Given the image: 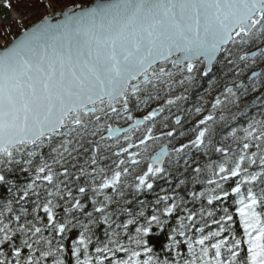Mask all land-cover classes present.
<instances>
[{"label":"snow or ice","instance_id":"6c2138e0","mask_svg":"<svg viewBox=\"0 0 264 264\" xmlns=\"http://www.w3.org/2000/svg\"><path fill=\"white\" fill-rule=\"evenodd\" d=\"M225 69L234 86L194 137L154 133ZM252 93L264 99V0H96L44 16L0 50V264H264V117L224 137L237 149L213 142L221 106Z\"/></svg>","mask_w":264,"mask_h":264},{"label":"flooded vegetation","instance_id":"af4514ba","mask_svg":"<svg viewBox=\"0 0 264 264\" xmlns=\"http://www.w3.org/2000/svg\"><path fill=\"white\" fill-rule=\"evenodd\" d=\"M258 70L259 69H257V71ZM250 74L251 73H247V75ZM247 75L241 78L242 82L245 84H248ZM233 78L234 72H229L227 69H225L223 72H217V75L210 78H200L198 86H194L187 93H185L187 99L177 101L176 104L167 106L165 111L159 114L157 117L154 133L156 135H160V133L170 131L174 128L177 132V136L181 131L185 133V136H178V139L174 140L173 143L178 145L180 142H187L189 138L194 137L195 133L192 131V129L198 124V121L202 119L203 116L208 115V113L212 111V104L215 102L216 97L220 96V98L223 100L224 97L221 96V93L224 92L225 87L234 86L231 83ZM177 79H179V77H177ZM183 91V88H177L175 92L172 93V95H178ZM257 95L259 94L252 93L244 97L240 109H237L231 104L227 105V107L221 106V108H223V114L227 117L226 121H219L218 118L221 115V109L218 108L216 110L215 115L217 116L218 123L214 125L215 135L213 136V142L216 144V146H230V151L232 149H237L239 145L234 143L231 137L226 140L224 137L228 136V134L233 129H242L247 127L248 123L253 117L257 120L264 117V99L255 100ZM161 100H163V98L157 101H152L150 103V108H156L163 105L165 101L160 102ZM253 100H255V103L252 102ZM245 105H247V107H245ZM198 107L202 109L199 114L196 112ZM150 108H146L144 111L146 112L150 110ZM238 111H242L243 114L237 115L235 119H232V114L237 113ZM134 115L140 116L142 113L136 111L134 112ZM177 116L181 118L180 125H175L174 123ZM165 117H167V119H165ZM121 123L122 126H127L126 124H123V122ZM165 123L169 125L168 128H164L163 125ZM237 135H243V132H238ZM251 151H255V149L253 148ZM211 153L221 156V154L215 153L214 151ZM222 159L223 158H221V160Z\"/></svg>","mask_w":264,"mask_h":264},{"label":"trees","instance_id":"16d2710c","mask_svg":"<svg viewBox=\"0 0 264 264\" xmlns=\"http://www.w3.org/2000/svg\"><path fill=\"white\" fill-rule=\"evenodd\" d=\"M50 1H52V0H42L40 2L37 1V3H35L34 5L32 3H30V4H28L29 7L24 9L25 11H23V12L32 11V10L39 9L40 7L47 6L46 4L48 2H50ZM67 1H69V0H67ZM92 2H93V0H71L70 2H67V4L63 5V7L62 6H58L57 8H61L62 7L60 9V10H62V9L73 7V6L80 5V4H83V6L87 7V6L91 5ZM55 3H59V1L55 2ZM49 8L50 7H48V10H51ZM54 13H56V12H54ZM54 13H51V15L54 14ZM0 14H2V15L6 14V10L1 5H0ZM42 18L43 17H41L37 21L41 20ZM37 21H35V22L32 21V23L28 24V25L17 24V25L9 26L7 29H5V31H6L5 35L0 33V48L6 47L17 35L20 34V32H22L23 30H25L27 27L31 26L32 24L36 23ZM1 44H3L4 47H1ZM209 155H210V158H211L212 161H218L219 162L221 160V158H222L221 156H218L217 154H213L211 152H210ZM190 157H191V159L199 160L201 164L204 163V161L207 159L206 157L203 156L202 153L199 154L198 152H192L190 154ZM108 163H110V161H101L102 165H106ZM176 182L177 181L174 179L173 183H176ZM233 183H234L233 181H229L228 184L225 185V187H229L230 188L233 185ZM162 188H170V185L165 180L157 181L156 191L157 192H161ZM200 188H201V186L197 185V189L199 190ZM152 198H154V197H151V196L149 197V199H152ZM226 206L229 207L230 211H234V204H233V199L232 198H230L226 202ZM197 207H198V205H197ZM218 215H219V213H218ZM213 227H215V226H213ZM235 227H236L237 236L242 235V229H240V227H239L238 218H237V223H236ZM163 242H164V236L162 234L159 235L157 238H155V243L160 244V243H163Z\"/></svg>","mask_w":264,"mask_h":264},{"label":"rangeland","instance_id":"374dc122","mask_svg":"<svg viewBox=\"0 0 264 264\" xmlns=\"http://www.w3.org/2000/svg\"><path fill=\"white\" fill-rule=\"evenodd\" d=\"M37 1L40 2L42 0H0V5L6 10L5 15L0 14V33L5 35L6 34L5 29H7L9 26L17 25V24L28 25L31 24L32 21L35 22L41 17L51 16V13L54 12L57 13L61 11L60 9L63 7V5L67 4V2H70L71 0L69 1L52 0L46 4L47 6L40 7L39 9L36 10L23 12L25 11L24 9L29 7L28 4L32 3L34 5L35 3H37ZM58 1L59 3H55ZM6 3L10 4L11 8L5 7L4 5ZM58 6H62V7L57 8ZM48 7H50L49 9L51 10H48ZM1 47H4V45L1 44ZM164 99H166V97H163V100H161L160 102L165 101Z\"/></svg>","mask_w":264,"mask_h":264},{"label":"water","instance_id":"95a60500","mask_svg":"<svg viewBox=\"0 0 264 264\" xmlns=\"http://www.w3.org/2000/svg\"><path fill=\"white\" fill-rule=\"evenodd\" d=\"M95 2H96V0H94V1L91 3V5L94 4ZM91 5H89V6H87V7H90ZM73 7H74V6H73ZM73 7L65 8V9H63V10H61V11H59V12H57V13H55L54 15H51V16H49V17H53V16L59 17L62 11H65V10H67V9H71V8H73ZM77 10H79V9H77ZM39 22H40V20L37 21L36 23L32 24L31 26L27 27L26 29L31 28L32 26H34L35 24H37V23H39ZM23 32H24V30H23L22 32H20V34L17 35V36H16V37H15V38H14V39H13V40H12L7 46H6V47L10 46L15 40L19 39V37L22 35ZM6 47H4V48H6ZM4 48H0V50H3Z\"/></svg>","mask_w":264,"mask_h":264}]
</instances>
